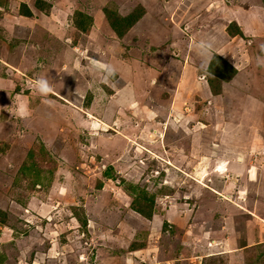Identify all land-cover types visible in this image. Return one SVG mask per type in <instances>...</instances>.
Wrapping results in <instances>:
<instances>
[{
  "label": "rangeland",
  "instance_id": "374dc122",
  "mask_svg": "<svg viewBox=\"0 0 264 264\" xmlns=\"http://www.w3.org/2000/svg\"><path fill=\"white\" fill-rule=\"evenodd\" d=\"M175 1H142L149 40L151 27L192 8ZM107 2L0 0L2 60L17 69L0 60L9 84H0V264H226L227 250L228 264H264V108L249 110L255 132L237 134L240 107H253L240 99L226 101L227 124L209 119L202 91L168 113L158 87H143L144 107L121 104L126 89L104 72L106 48L91 27L96 18L101 34L113 29L100 11ZM107 6L120 17L130 10ZM123 46H132L121 52L129 71L142 45ZM263 76L254 95L264 103ZM40 77L52 84L47 95L35 89ZM241 146L247 154L229 153ZM144 197L149 217L136 210L148 212Z\"/></svg>",
  "mask_w": 264,
  "mask_h": 264
},
{
  "label": "crops",
  "instance_id": "0c3cea01",
  "mask_svg": "<svg viewBox=\"0 0 264 264\" xmlns=\"http://www.w3.org/2000/svg\"><path fill=\"white\" fill-rule=\"evenodd\" d=\"M142 1L139 0L134 4V1L131 0H124V2L121 0H109V2L104 3L101 7L100 11L102 14L108 8L106 5L113 4L116 6L115 9H120L119 4L123 6L129 4V13L132 12L131 10H140L135 22L122 35L116 33L112 28L111 31L110 29L107 31L108 34L106 32L105 34H101L99 28L105 27L104 22L99 21L97 23L96 18L94 20L91 18V21H93L91 27H97L96 32H94L99 41V45L97 46L102 47L101 43H103L106 48L102 50L107 57L106 63L104 62L105 65H114L116 69H121L124 72L122 76L116 72L117 77L115 78V82L120 81V89L122 91L126 89L123 98L119 95L121 104L128 105L135 99L137 102H140V107H144L145 102H141L142 95L140 94L144 90L143 87H158L161 91L169 92L168 95L165 92L160 94L162 96L161 102L162 104L166 103L168 113L169 109L175 110V103L180 104L188 100L189 93L191 95H199L200 93L198 92L202 91L201 98L207 99L206 101L210 103L209 105L211 106L209 107L212 109L211 115L214 116H209V119L216 118L219 123L225 122L227 124L226 120L228 119L226 115L227 106H229L227 102L230 103L231 98H235L234 104H237L236 99H240L242 101L241 104L245 102L249 103L250 106L253 104V107L249 109L240 107L239 114L243 123L238 124L239 121H236L235 132L238 134L239 129L244 134H248L250 131L255 132V125H253L255 129L253 127L250 128V126L255 124L258 119L253 118L254 115L249 110L256 109L258 105L264 108V103L260 97L254 95L258 88L255 85L258 75H263L264 72V67L259 62L261 60L260 57L264 58V0H176L175 4L181 5L182 3H187L192 8L184 15V11L182 10L180 15L175 16L177 17L175 18V22L168 20L164 25L159 23L163 30L170 31V35L168 36L166 31L163 32V36L157 42L155 38L158 35L160 37L163 30L158 31L151 27L152 32L150 34L153 38L148 39L147 28L145 29V26H143V20L148 15L147 6ZM93 10V12H97V10ZM27 11L32 14L29 8ZM191 11L192 13L194 11L193 15L190 14ZM25 14H28V12H25ZM29 15L23 16L31 20L32 17ZM105 19L108 20L106 17ZM180 21H182L181 24H179ZM107 23L108 28H110L109 21ZM138 24L142 25L143 30H139L137 40L134 36L132 40V36L130 35ZM109 35L114 38L111 42L116 45L117 52L115 54H112L110 51L113 44L108 41ZM204 38H211L215 41V53L206 67L199 63H194V58H199L194 46L199 40ZM130 41L134 44L137 42L138 47L141 43L142 47L138 48L140 49L137 54L138 56L130 60V64L135 62L137 66L135 65L134 68L127 71L129 62L125 58L124 52L127 51L131 54L132 46L126 50V46L122 48V43L130 45ZM161 41L164 42L162 43ZM175 50H177L179 56H175ZM122 51H124V58L121 54ZM218 57L224 59L231 66L230 74L226 75L225 73L223 78L213 73V67L217 65L215 60ZM2 58L4 57L0 51V60L3 62ZM3 65L7 69L13 68L17 70L13 63L9 61L5 60ZM209 65H211V69L208 68ZM126 72H129L128 74L131 75V78L124 76ZM0 81V84L3 83L5 88L9 85L4 80ZM211 83L216 85V87L214 86L215 90H211ZM199 111L197 110L195 113ZM248 114H251L252 118L248 119ZM206 116L207 112L204 117ZM199 123L203 124L204 121ZM244 123L251 125H245ZM245 149L243 146L240 148L235 147L229 150V153L244 155L247 154ZM257 149L259 153H264V147L263 150L260 147ZM241 163L242 161H239V164ZM231 251L220 252L221 254L229 253L227 254L229 257H227L226 264L228 262L231 263L232 258H236L230 254ZM220 253H216V255Z\"/></svg>",
  "mask_w": 264,
  "mask_h": 264
},
{
  "label": "trees",
  "instance_id": "16d2710c",
  "mask_svg": "<svg viewBox=\"0 0 264 264\" xmlns=\"http://www.w3.org/2000/svg\"><path fill=\"white\" fill-rule=\"evenodd\" d=\"M140 10H135L134 12H130L128 13L127 15L123 16V17H120L119 14L116 13H113L114 11H105V13L108 15V18H109V21L111 23V27H113L114 30L118 31L119 27L122 28L123 30L127 29L128 27L131 26L132 23L135 22V20L137 19L138 17V12ZM25 12H28V14H25ZM23 11V14L25 15H29L30 12L29 11ZM78 14L80 15V17L82 18V20H78L80 22H76L79 26L81 27H86V19L83 18V14L79 13ZM112 17V18H111ZM118 21V23H116ZM122 32V31H121ZM120 34V33H118ZM215 63H217V65L215 67H213V73L219 77H224L223 75H229L230 74V70H231V66L229 64H227V62L218 57L217 60H215ZM212 64V63H210ZM209 69H211V65H209L208 67ZM212 85V83H211ZM144 202L145 200H148L146 197L143 198ZM149 203L147 206V208H149L148 212L144 210L143 207H140L139 209H136L140 214L146 216V217H149L151 215V208H152V203H150L151 200H148ZM147 204V203H146Z\"/></svg>",
  "mask_w": 264,
  "mask_h": 264
},
{
  "label": "clouds",
  "instance_id": "9594fccd",
  "mask_svg": "<svg viewBox=\"0 0 264 264\" xmlns=\"http://www.w3.org/2000/svg\"><path fill=\"white\" fill-rule=\"evenodd\" d=\"M194 47L197 55L202 60V66L206 67L212 60L213 54L215 53V41L211 38H204L199 40ZM116 71L117 69L114 65L108 64L104 67V72L107 75H113ZM35 89L40 95H47L52 91V84L47 77H40L35 82Z\"/></svg>",
  "mask_w": 264,
  "mask_h": 264
}]
</instances>
